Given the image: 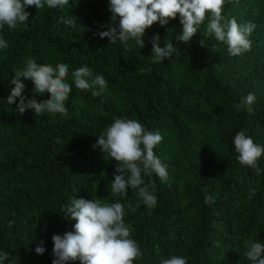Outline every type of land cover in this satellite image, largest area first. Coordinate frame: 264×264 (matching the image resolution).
I'll use <instances>...</instances> for the list:
<instances>
[{
    "label": "trees",
    "instance_id": "1",
    "mask_svg": "<svg viewBox=\"0 0 264 264\" xmlns=\"http://www.w3.org/2000/svg\"><path fill=\"white\" fill-rule=\"evenodd\" d=\"M26 11L29 21L0 28L8 42L0 49V252L10 254L5 264H52V236L76 223L64 213L73 198L124 205V222L142 253L133 264H160L173 255L186 264H251L245 241L264 243V154L257 174L238 162L233 140L243 131L264 147V0H226L225 20L256 25L250 51L240 56L207 34V19L189 43L177 40V16L148 28L143 48L134 40L125 48L119 40L93 36L111 22L109 0H69L63 9ZM61 17L76 24L61 23ZM157 33L162 47L171 41L176 50L153 63L151 37ZM28 59L69 66L68 117L31 109L21 115L19 98L7 102L11 79ZM85 65L106 79L102 95L75 88L71 73ZM22 82L28 99L50 98L36 94L31 80ZM249 93L256 97L252 113L247 106L237 110L234 105ZM116 118L137 120L163 137L154 153L166 166L167 181L143 176L155 185L153 209L132 189L123 197L111 194L116 161L93 145ZM41 240L45 252L37 255Z\"/></svg>",
    "mask_w": 264,
    "mask_h": 264
},
{
    "label": "clouds",
    "instance_id": "2",
    "mask_svg": "<svg viewBox=\"0 0 264 264\" xmlns=\"http://www.w3.org/2000/svg\"><path fill=\"white\" fill-rule=\"evenodd\" d=\"M68 3L69 0H0V28L7 25L9 29H15L18 24L29 21L30 13L26 11L29 7L34 6L37 10L45 7L63 9ZM225 3L226 0H109L111 22L100 25L106 30L94 31L93 36L108 38L110 42L119 40L125 48L129 47L130 40H134L136 45L143 48L144 34L148 28L155 23L164 27L178 16L182 32L177 40L189 43L207 19V34L214 37L215 41L226 44L230 55L240 56L250 51L252 41L249 37L256 25L252 22L238 24L235 18L225 20ZM59 22L70 26L76 24V21L63 17ZM160 39L158 33L151 37L153 63L171 57L176 50L171 41L162 47ZM204 43L202 40L201 46ZM7 47L8 42L0 38V49ZM68 72L69 66L65 63L53 67L28 59L26 67L16 71L11 79L14 87L7 102L15 103L16 98H19L16 110L21 115L31 109L35 115L50 113L68 117L69 110L65 105L72 92V86L66 82ZM71 76L76 89L90 90L94 97L102 95L107 88L104 76L94 74L87 65L72 71ZM23 79L33 82L36 94L43 96L48 93L50 98L39 102L35 98L28 99L23 94ZM255 100V93H249L234 107L241 110L247 106V111L252 113L251 105ZM162 139L159 131H148L139 121L122 118H116L98 136L93 147H99L104 156L115 160L117 164L110 185L114 197H123L132 189L137 192L144 206L155 208V185L146 183L143 176L155 174L161 181H167L166 166L154 153V148ZM233 144L238 153V162L260 174L258 161L264 154V147L254 143L243 131L237 132ZM250 191L255 192V189ZM128 207L131 209L132 205ZM64 213L76 223L72 231L52 236V264H69L74 261H80V264H133L134 260L142 256L139 246L130 238L131 229L124 222V205L119 200L104 203L101 199L73 198L64 208ZM13 224L14 221H8L9 227ZM245 245L247 250L244 255L247 260L251 264H264V243L248 240ZM44 252V241L41 240L35 253L43 255ZM5 261H10V254L0 252V264H5ZM160 264H186V259L173 255L162 258Z\"/></svg>",
    "mask_w": 264,
    "mask_h": 264
}]
</instances>
